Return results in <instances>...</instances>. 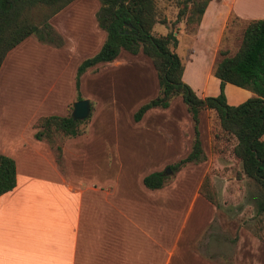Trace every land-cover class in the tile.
Returning a JSON list of instances; mask_svg holds the SVG:
<instances>
[{"label": "crops", "instance_id": "0c3cea01", "mask_svg": "<svg viewBox=\"0 0 264 264\" xmlns=\"http://www.w3.org/2000/svg\"><path fill=\"white\" fill-rule=\"evenodd\" d=\"M84 1L72 0L48 20L60 35L61 45L28 36L0 64V154L15 164V185L0 195V264H217L196 248L216 216L215 208L182 233L186 219L177 226L174 208L183 195L175 183L168 180L156 189L142 184L144 175L161 171L173 161L176 137L169 131L123 135L103 130L110 123L107 119L91 118L81 134L62 139L61 166L49 145L34 138L32 123L37 117L68 113L77 100L76 67L103 42L105 33L94 20L95 1L88 0L92 9L88 6L86 11ZM230 17L238 22L240 38L247 21L264 18V0H209L196 30L178 31L176 39L186 36L190 41L181 79L197 87L198 97L218 93L219 81L210 69L213 52L233 34ZM115 59L98 63L80 76L90 83L88 88L80 83V99H88L89 105L95 101L101 111H113L117 104L115 92H107L97 80L100 71H106L104 64H114ZM49 63L56 66V78L66 75L57 88L42 83ZM95 68L100 70L91 73ZM186 70L199 75L196 84L184 80ZM223 92L230 105L253 95L230 83L224 84ZM140 121L130 120L133 124ZM149 139L164 141V157L150 158L154 151L151 143H145ZM113 141L123 147L124 164L118 149H112ZM182 150L187 152L189 145L183 143ZM205 166L194 183L189 179L181 185L182 194L190 190L191 200L203 198L197 189Z\"/></svg>", "mask_w": 264, "mask_h": 264}, {"label": "trees", "instance_id": "16d2710c", "mask_svg": "<svg viewBox=\"0 0 264 264\" xmlns=\"http://www.w3.org/2000/svg\"><path fill=\"white\" fill-rule=\"evenodd\" d=\"M71 1L0 0V64L9 50L31 35L41 43L61 45L60 35L48 20ZM208 1L177 0V11L171 25L183 21L184 32H194ZM98 2L96 24L105 33V39L94 55L81 60L76 67V99H80L79 76L88 68L112 61L120 49L130 54L141 52L150 60L155 71L158 91L153 98L137 108L132 119L138 121L146 110L166 108L172 97H181L192 122L193 138L188 153L169 165L171 171H177L185 164L203 159L197 116L201 110L213 111L223 140L230 142V155L240 163L242 174L260 191V196L255 201V212L264 219V18L245 23L238 46L232 54H228L226 50H218V58L210 69V74L219 81L218 93L198 97L181 79L183 64L174 51L177 39L173 31L160 35L152 32L155 23L166 22L164 18L156 16L154 0ZM225 83L247 89L253 95L236 105H230L223 92ZM89 114L84 120H72L70 113H67L63 116L42 115L33 121L34 138L44 140L49 145L58 166L62 165V139L81 134ZM165 180L162 171H154L142 177V184L148 189H156ZM207 184L208 178L204 175L197 192L216 206L214 194L205 189ZM14 185V161L0 154V195L11 190ZM259 239L264 246V232Z\"/></svg>", "mask_w": 264, "mask_h": 264}, {"label": "rangeland", "instance_id": "374dc122", "mask_svg": "<svg viewBox=\"0 0 264 264\" xmlns=\"http://www.w3.org/2000/svg\"><path fill=\"white\" fill-rule=\"evenodd\" d=\"M94 1L96 8L94 20L96 23L95 14L99 8V2L98 0ZM176 1L154 0L156 16L166 20L163 24L155 23L152 26L154 34H165L171 30L174 36L177 37L179 30L181 33H185L183 21L171 25L177 11ZM82 4L86 7L85 11L88 6L92 9V2L90 3L87 0ZM228 22L229 26L232 27L233 32L231 33L233 34H231L228 41L222 42L217 50H214L213 63L218 58V50H226L228 54H232L238 46V32L240 31L237 28L238 22L232 17ZM99 31L103 33L101 30ZM31 37L34 36L31 35ZM189 44L190 41L186 36H182L180 40L177 39L174 51L179 56L182 64L187 61L186 56L190 52ZM90 49L92 50V47ZM115 60L114 64H104L106 71H100L101 74L97 77V80L101 85L107 87V92H115L118 96L116 107L113 111L110 108H104L101 111L96 107V102L92 100L90 102V116L87 120L96 117L105 118L107 119L106 122L110 121V123L108 122L103 130L123 135L124 133L167 134V131H169L174 135V138L176 137L175 149L177 152L175 155L170 156L173 161L169 165L175 163L188 153L193 138L192 122L184 102L179 95L174 96L169 100L168 107L148 109L140 118L141 121L133 124V122H130L133 113L141 104L157 94L155 71L150 60L141 52L131 55L120 49ZM99 70L95 68L91 73ZM118 73L121 75H118ZM80 76L78 89L80 83L82 84L81 87L85 85L88 88L89 81L85 82V79L82 81ZM65 77L64 74L61 78H56V66L49 63L46 74L42 78V83L55 84L57 88V86L64 84ZM183 78L191 84H196L200 79L199 75L193 70H186L183 73ZM74 79L75 73L73 82ZM196 88L194 86L191 89L195 91ZM195 93L196 95L200 94V91H195ZM78 94H80L79 91ZM50 95L53 96V94ZM70 111L71 106L68 107V113ZM173 118L175 123H173ZM197 119V131L201 141L203 159L195 164H185L177 171H171L169 165H164L161 168L166 177L165 181L174 182L178 194L183 195V199L178 200L174 208L176 225L178 226L183 219H186L185 228L182 231V233H185L189 227L198 224L203 217L212 212V208H215L216 216L197 242L196 248L198 251L217 264H243L248 262L251 264H264V246L259 239L264 232V219L255 212V201L260 196V191L251 180L242 174L240 163L230 155V142L223 140V134L220 133L218 120L213 111L201 110ZM96 127L100 128L97 124ZM119 141H113L112 149L113 151L118 149L120 160L124 164L123 147H119V144L124 140L118 143ZM147 142L152 144L150 148L154 151V154L150 157L152 160L164 157L162 155L164 141L149 139L145 140V143ZM183 143L189 145L187 152L182 150ZM158 152H161L160 156L157 155ZM116 154L117 152L114 153V155ZM117 163L118 161H116V165ZM205 164H208V166H205ZM204 166L207 167L204 175L208 178L205 189L208 193L214 194L216 206H211L203 198L191 200V193L188 188L187 192L182 194L181 185L189 179H193L194 183V177L199 174Z\"/></svg>", "mask_w": 264, "mask_h": 264}, {"label": "water", "instance_id": "95a60500", "mask_svg": "<svg viewBox=\"0 0 264 264\" xmlns=\"http://www.w3.org/2000/svg\"><path fill=\"white\" fill-rule=\"evenodd\" d=\"M88 114H89L88 99L82 98L75 100L71 103L70 117L72 120H84L88 116ZM168 173H170V171H168Z\"/></svg>", "mask_w": 264, "mask_h": 264}]
</instances>
